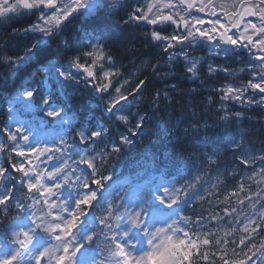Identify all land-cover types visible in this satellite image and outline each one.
<instances>
[{
	"label": "snow or ice",
	"instance_id": "snow-or-ice-1",
	"mask_svg": "<svg viewBox=\"0 0 264 264\" xmlns=\"http://www.w3.org/2000/svg\"><path fill=\"white\" fill-rule=\"evenodd\" d=\"M136 4L0 0V26L35 16L9 33L23 42L17 54H8L10 40L0 43V65L14 67L10 76L21 81L5 98L0 127V264H264V237L254 242L264 231V139H247L251 125L264 137V115H246L264 109V0ZM142 26L150 30L138 35ZM168 27L174 31L165 35ZM137 44L160 49L164 60L123 92L119 53L135 67L143 62ZM203 47L224 58L247 51L252 59L240 71L250 78L209 88L212 95L199 101L200 90L182 85L203 89L207 59L195 55ZM218 73L234 75L208 66L209 77ZM154 79L163 89L144 101ZM229 104L248 107L232 112ZM138 142L137 170L120 177L114 166L109 171ZM246 181L257 191L237 201L252 211L235 239L237 229L219 225L232 221L237 209L228 201ZM204 203L224 205L222 215Z\"/></svg>",
	"mask_w": 264,
	"mask_h": 264
},
{
	"label": "trees",
	"instance_id": "trees-1",
	"mask_svg": "<svg viewBox=\"0 0 264 264\" xmlns=\"http://www.w3.org/2000/svg\"><path fill=\"white\" fill-rule=\"evenodd\" d=\"M133 7V6H132ZM35 16H24L22 18L14 19L13 21L10 22L9 27H3L0 26V43H3L4 40H10V51L8 52L9 55H14L17 54L15 52V47H23V42L20 41L19 37H11L9 33L11 32L12 28H19V27H26L29 25L32 21V19ZM81 19L80 17H77V19H74L71 21V25H69V28L72 29V26L79 25ZM131 29H126V31H130ZM146 31L143 27L135 29V32L138 35H142L143 32ZM167 28L164 30V34H167ZM67 35H75L74 29L72 31H69L66 33ZM135 49L137 51V55L142 57L143 62L141 59H137L135 61V67L133 66L132 60L130 58H126L128 56L127 53L121 51L119 55L121 56V59L117 61L118 66H123L122 70L124 72V76L121 78V83L123 84L122 91L123 92H131L133 88L136 87V84L139 82L140 79H144L145 77L151 76L153 68L152 66L157 63V61H163L164 60V54L161 52L160 49H150L146 46H142L140 44L135 45ZM149 53H153L152 55H149ZM225 61V63H224ZM219 62L223 67H232L235 66L236 64H239L238 61H234L229 57L224 58V59H219ZM233 69V68H231ZM164 69H161V72H163ZM14 72V67H3L0 65V124L3 123V114L7 104L5 102V98L13 93L14 88L16 85H18L21 81L19 79H15L14 77L10 76V73ZM183 68L178 67L177 74L182 73ZM246 76V75H242ZM231 76H225L223 73H218L212 76H208L205 68H201L200 72V79L204 81V87L201 90L200 89V83H184L182 87L184 89H192L196 88L197 90L201 91V95L197 97L199 101H202L205 96L212 95V92H209L208 89L212 88H219L225 81L230 79ZM247 77V76H246ZM237 80V78H234ZM124 81H127V83H124ZM153 84L155 87L150 86L148 89H145L144 92L141 93V97L144 101H149L151 100V96L155 92L156 88L163 89V85L158 82V80L154 79ZM88 99H91L88 97ZM214 99H219V97H214ZM92 103L95 104V100H92ZM231 105V104H229ZM228 107L230 108V106ZM215 107V106H213ZM246 107H248L246 105ZM245 106L243 108L241 107H236L233 106V108H230L232 112H240L244 111ZM246 115L248 116H260L264 115V109L254 107L253 110L247 111ZM251 127L254 129V132L250 134L249 137H247L248 140H255L257 144L259 143L260 139H264V137H259V126L258 125H251ZM141 143H137L135 146L131 147L130 152H126L124 156H122L117 162L116 160H112L109 165V171L113 170H124L127 172L137 170V165H136V160L138 159V154L141 150ZM231 158V153L228 154V157H225V159H230ZM250 167H256V165L252 166H245V172L244 175L247 176L250 174V172L247 170ZM108 173L105 172V175ZM256 180H259L260 177L257 176L255 178ZM239 183V177L236 179H231L228 181L227 189L223 190L221 193V200H223L224 195H226L229 191H231L234 187H236ZM260 187H264V183L260 185ZM249 188L251 189L249 191ZM257 191V186L255 184V181H246L245 182V191L244 192H238L235 197H231L230 200L228 201V206L230 208H236L237 211L234 214L232 221L231 222H225L221 225H219L220 228L224 229L225 231L235 228L237 229L235 236L233 238L239 239L241 235H243V232L240 231L242 228V222L245 213H250L252 210L251 208H242L240 204L237 203L238 200H243L246 195H252ZM264 195V193H262ZM215 204L216 202L213 201ZM247 201H245V205H247ZM205 208H208L209 213H215V212H221V209L224 205H219L218 207H209L206 203L203 204ZM188 214V212H186ZM222 215V212H221ZM194 218V217H193ZM239 218L241 223H237L236 219ZM215 222H213V227H215ZM207 230V229H205ZM220 235H223V232H220ZM260 237H264V231L260 232L257 236V239L254 241L257 246L261 243ZM250 254V253H249ZM242 258V257H240ZM216 264H221L219 260L216 261ZM259 264V262H258Z\"/></svg>",
	"mask_w": 264,
	"mask_h": 264
},
{
	"label": "rangeland",
	"instance_id": "rangeland-1",
	"mask_svg": "<svg viewBox=\"0 0 264 264\" xmlns=\"http://www.w3.org/2000/svg\"><path fill=\"white\" fill-rule=\"evenodd\" d=\"M205 2H206V0H205ZM142 5H144V4H142ZM203 18L205 19V17H203ZM200 50H201V48L197 49V51L195 52V55H196L197 57H205V58L207 59V63H205V64L202 66V68H203V67L205 68L206 72H207L208 66H209L210 64H211V65H220V66H222L221 63L219 62V59H222L223 57H216V56H214L213 54L215 53V50L213 51V50L209 49V50L207 51L208 54H206V55H204V56H200V55H199ZM257 54H259V53H257ZM234 57H235V56H230V58H231L232 60L234 59ZM246 57H247L248 61L252 59V57H251L248 53L246 54ZM246 62H247V61H245V63H241L240 66H246ZM224 63H225V61H224ZM240 69H242V68H238L237 71H234V70L232 69L234 75H232V76L230 77L229 81L232 82V83H234L235 85H238V84H240V83H245V82L249 79L248 77H246V76H242V75H249V76H250V74H248V73H242V72L240 71ZM214 75H215V74H214ZM234 78H237V80L234 79ZM228 83H229V82H228ZM225 84H227L226 81H225L222 85H225ZM222 85H221V86H222ZM258 98H259V97H257V99H258ZM229 106H230V108H233V105H232V104L229 105ZM237 106L243 108V106H240V105H235V108H236ZM245 107H246V105H245ZM51 163H54V162H50V164H51ZM50 164H49V166H50ZM118 190H119V189H118Z\"/></svg>",
	"mask_w": 264,
	"mask_h": 264
},
{
	"label": "flooded vegetation",
	"instance_id": "flooded-vegetation-1",
	"mask_svg": "<svg viewBox=\"0 0 264 264\" xmlns=\"http://www.w3.org/2000/svg\"><path fill=\"white\" fill-rule=\"evenodd\" d=\"M222 19V22H224V19L223 18H221Z\"/></svg>",
	"mask_w": 264,
	"mask_h": 264
}]
</instances>
